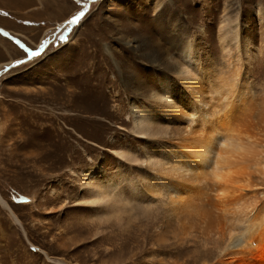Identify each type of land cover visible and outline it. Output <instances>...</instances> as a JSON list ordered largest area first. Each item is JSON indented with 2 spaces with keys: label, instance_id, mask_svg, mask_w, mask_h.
<instances>
[{
  "label": "rangeland",
  "instance_id": "rangeland-1",
  "mask_svg": "<svg viewBox=\"0 0 264 264\" xmlns=\"http://www.w3.org/2000/svg\"><path fill=\"white\" fill-rule=\"evenodd\" d=\"M38 1L33 14L15 15L0 0V195L21 222L0 202V264H157L161 256L216 264L217 247L199 235L206 224L181 218V231L162 228L166 196H149L146 152L159 158L154 140L171 125L156 117L160 137L134 132L130 102L162 107L159 80L173 75L188 39L199 44L205 79L225 70L229 23L231 61L242 67L264 143V0H42L45 13L34 15ZM235 31L251 41L250 57ZM156 56L159 66L149 60ZM208 94L215 109L218 95ZM121 149L139 160L121 159ZM94 164L116 182L107 206L78 201ZM263 170L246 190L260 201Z\"/></svg>",
  "mask_w": 264,
  "mask_h": 264
},
{
  "label": "bare ground",
  "instance_id": "bare-ground-1",
  "mask_svg": "<svg viewBox=\"0 0 264 264\" xmlns=\"http://www.w3.org/2000/svg\"><path fill=\"white\" fill-rule=\"evenodd\" d=\"M224 27L221 41L227 54L225 70L208 73L205 79L203 74L209 69L202 65L199 44L194 38L188 39L177 51L181 61L174 65L173 75L165 74V78L159 80L165 90L163 96H157L162 107L130 102L133 131L155 137L156 117L172 126L163 130L165 134L170 133L161 134L164 140H154L159 158H152L146 152V162L152 170L150 186H147L148 191L151 189L149 196L153 199L158 195L166 196L162 228L167 231L175 229L173 225H176L181 231V218L206 224L199 235L205 243L217 247L219 260L216 264H264V200H257V193H246L247 189L255 191L254 179L257 178L253 174L262 172L264 167L263 128L257 125L259 120L256 124L251 120L257 109L241 82V65L231 61L226 37L232 29L229 23H224ZM234 33L243 55L250 57L251 41L238 31ZM159 59L157 56L149 58L156 66L160 65ZM175 86L177 103L170 92ZM212 91L218 95V104L211 110L207 105L208 93ZM258 111L262 116L264 108ZM117 154L126 161L139 160L125 149ZM115 186L113 179L103 175L100 165L94 164L81 184L78 201L90 207L107 206L113 202ZM0 202L21 224L1 195ZM163 240L164 235L158 238V241ZM45 255L52 260L47 253ZM152 258L154 254L149 256V261ZM169 260L161 256L152 262L164 264ZM170 264L176 263L170 261Z\"/></svg>",
  "mask_w": 264,
  "mask_h": 264
},
{
  "label": "crops",
  "instance_id": "crops-1",
  "mask_svg": "<svg viewBox=\"0 0 264 264\" xmlns=\"http://www.w3.org/2000/svg\"><path fill=\"white\" fill-rule=\"evenodd\" d=\"M36 1L38 0H5V2H7L8 12L10 11L15 15L18 12H24L26 15L33 14V9H35ZM38 2L40 4V8L39 10L36 11V13H34V15L42 14L43 12L45 13L46 11L45 9L47 5L46 4L43 5L42 0H39Z\"/></svg>",
  "mask_w": 264,
  "mask_h": 264
},
{
  "label": "snow or ice",
  "instance_id": "snow-or-ice-1",
  "mask_svg": "<svg viewBox=\"0 0 264 264\" xmlns=\"http://www.w3.org/2000/svg\"><path fill=\"white\" fill-rule=\"evenodd\" d=\"M80 15H83V13H81ZM79 20V16L74 18L73 20L69 21V23H76ZM40 53L39 52H31L30 53V58L31 57H35V56H39ZM24 61H17V64H23Z\"/></svg>",
  "mask_w": 264,
  "mask_h": 264
}]
</instances>
